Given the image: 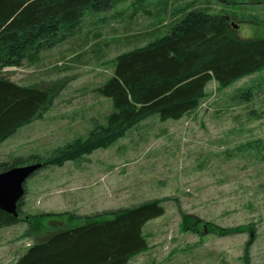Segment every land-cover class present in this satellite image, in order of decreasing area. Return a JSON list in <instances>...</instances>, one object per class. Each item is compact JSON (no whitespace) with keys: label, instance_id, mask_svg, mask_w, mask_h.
I'll list each match as a JSON object with an SVG mask.
<instances>
[{"label":"rangeland","instance_id":"374dc122","mask_svg":"<svg viewBox=\"0 0 264 264\" xmlns=\"http://www.w3.org/2000/svg\"><path fill=\"white\" fill-rule=\"evenodd\" d=\"M196 9L230 15L237 39L264 38V2L258 0H113L109 11L89 10L76 36L43 52L37 63L2 71L23 86L61 92L43 118L1 146L0 163L86 139L113 110L96 91L112 77L115 60L166 36ZM249 90L250 101L234 100ZM25 190L20 223L0 232V244H7L0 246V264H15L64 224H82L69 223L71 215L153 200L163 201L165 214L145 226L149 249L132 264H264V70L227 88L210 82L200 107L181 120L152 117L81 162L39 170ZM55 214L67 215L40 220L42 237L36 227L29 230L27 218ZM183 214L203 221L199 233L184 228ZM207 224L247 232L221 237Z\"/></svg>","mask_w":264,"mask_h":264},{"label":"trees","instance_id":"16d2710c","mask_svg":"<svg viewBox=\"0 0 264 264\" xmlns=\"http://www.w3.org/2000/svg\"><path fill=\"white\" fill-rule=\"evenodd\" d=\"M112 7L113 0H0V146L43 118L61 92L49 85L23 86L2 71L37 63L43 52L76 36L87 11L105 12ZM230 19L224 13L190 10L166 36L120 55L112 77L96 91L112 102L113 110L105 124L94 126L86 139L75 140L50 154L0 163V173L33 164H42L43 169L81 162L98 150L110 148L152 117L157 116L162 123L181 120L200 107L210 82L227 88L264 70V38L237 39ZM251 96L249 90L234 100L248 102ZM162 204L153 200L97 215H71L69 223L81 220L82 224H64L66 228L36 241L15 264H132L134 256L149 249L144 228L164 216ZM22 206L23 199L18 207L20 214ZM65 215H42L26 222L30 231L36 227L35 232L42 237L45 231L40 220ZM20 221V217L0 210V230ZM183 224L186 230L199 233L204 223L183 214ZM206 227L221 237L247 232L244 226Z\"/></svg>","mask_w":264,"mask_h":264},{"label":"water","instance_id":"95a60500","mask_svg":"<svg viewBox=\"0 0 264 264\" xmlns=\"http://www.w3.org/2000/svg\"><path fill=\"white\" fill-rule=\"evenodd\" d=\"M224 2H239L243 0H221ZM42 164L15 167L0 173V210L19 218V203L25 196V183L39 170Z\"/></svg>","mask_w":264,"mask_h":264},{"label":"crops","instance_id":"0c3cea01","mask_svg":"<svg viewBox=\"0 0 264 264\" xmlns=\"http://www.w3.org/2000/svg\"><path fill=\"white\" fill-rule=\"evenodd\" d=\"M2 145H3V144H2ZM2 145H1V146H2ZM1 146H0V148H1ZM6 229H9V228L1 229L0 232H3V231L5 232ZM0 246L5 247V246H7V244H5V242H3V243L0 244ZM2 247H1V248H2Z\"/></svg>","mask_w":264,"mask_h":264}]
</instances>
